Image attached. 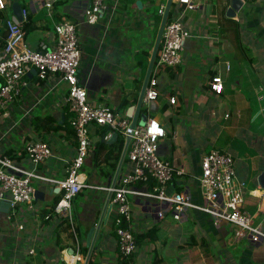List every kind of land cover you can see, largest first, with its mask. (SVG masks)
I'll use <instances>...</instances> for the list:
<instances>
[{
    "label": "crops",
    "instance_id": "1",
    "mask_svg": "<svg viewBox=\"0 0 264 264\" xmlns=\"http://www.w3.org/2000/svg\"><path fill=\"white\" fill-rule=\"evenodd\" d=\"M5 1L6 7L0 9L2 38L6 35L5 19L14 18L12 4L18 1L28 10L23 20L29 27L24 42L33 49H49L55 44L57 22L64 18L76 22L82 52L79 77L88 99L94 105L102 103L114 109L125 94L132 101L139 84L141 89L142 68L135 54L152 45L159 8L167 2L106 0L99 22L88 24L84 22L86 0H50V7L46 0ZM174 1V17L208 38H187L183 62L156 73L159 91L156 110L162 115L141 108V112L155 116L167 131L160 143V155L186 170L169 190L188 187L193 201L203 203L197 179L202 156L213 148L229 152L234 157L237 178L246 184L242 207L257 215V222L264 226V201L253 192L259 189L264 193L257 183V176L264 169V0L253 3L244 0L233 18L240 24L241 40L247 48L246 54L240 53L239 57L235 56L232 41L218 34L219 17L214 0H193L194 8ZM223 5L225 0L219 8ZM2 49L3 44L0 59ZM212 74L223 80L220 93L211 90ZM67 90L66 82L41 80L31 71L11 117L4 118L0 110V154L10 155L17 165L33 169L24 144L33 139L47 140L53 156L36 169L46 176L63 178L67 161L76 153V138L62 132L37 130L35 124L40 117L51 115L64 129L73 132L65 121L71 116L65 103ZM172 96L175 102L170 101ZM137 99L120 112L126 115V109L135 105ZM15 122L14 130H9ZM89 136V154L81 168L89 186L72 199L73 224L61 225L66 217L51 212L59 196L58 188L53 183L36 180L35 190L43 192L42 199L34 200L40 210L37 215L24 204L12 219H7L8 201L0 203V264H68L66 255L75 252V229L89 245L88 232L98 223L109 195L91 185H109L124 152L120 176L132 167L128 159L129 143L122 134L114 135L107 126L90 124ZM130 200L133 203L130 226L135 237L149 229L157 230L151 237L139 239L132 255L121 257L113 223L116 207L111 205L92 251L94 264H264V240L252 244L249 238L238 236L236 228L227 222L215 224L209 214L193 208L187 209L179 220L173 217L174 211L159 218L142 204L143 199L131 195ZM47 212L50 214L44 216Z\"/></svg>",
    "mask_w": 264,
    "mask_h": 264
},
{
    "label": "built area",
    "instance_id": "2",
    "mask_svg": "<svg viewBox=\"0 0 264 264\" xmlns=\"http://www.w3.org/2000/svg\"><path fill=\"white\" fill-rule=\"evenodd\" d=\"M188 8H194L193 0H176ZM51 6V1L46 0ZM6 7V1L0 0V9ZM106 0H90L84 9V22L96 24L102 17ZM165 4L159 8L163 15ZM28 10L22 8L23 20ZM5 44L0 59V110L4 118L11 117V111L22 90L29 82V74L35 70L41 80L64 81L68 85L65 99L71 113L66 117L77 141L76 153L67 161L66 175L53 178L40 173L36 168L53 156L51 145L47 140L33 139L24 144V151L29 162L35 167L25 168L17 165L7 154H0V201L7 200L9 212L7 219H12L24 204L36 215L40 211L34 205L36 180L53 183L59 196L53 204V212L65 216L73 224L72 199L85 187L89 186L82 177L81 168L89 154L91 139L89 125L107 126L114 133L124 137L130 136L128 159L131 169L123 173L116 184L93 186L110 193V203L116 207L114 229L118 236L119 255L128 257L138 246V240L131 230L132 203L130 196L143 199L142 204L163 218L167 212L174 211L173 217L181 219L189 208L209 214L215 224L227 222L236 228L240 237L249 238L252 244L264 240V226L257 222V215L243 209L246 184L236 175L234 157L231 153L216 148L206 152L200 162V174L197 176L203 203L193 201L188 187L169 190L174 180L185 174L180 166L160 155V143L167 136L162 123L153 115H148L145 122L132 126L131 116L106 106L92 104L88 92L79 77L81 48L78 38V24L64 18L54 26L55 44L49 49H33L24 42L28 30L23 21L5 19ZM204 38L208 36L200 31L191 30L175 17L167 20L157 54V67H177L184 60V42L187 38ZM2 36L0 34V40ZM211 90L223 91L224 84L220 76H214ZM158 77L151 75L146 87L143 102L148 103L158 98ZM175 102V98H170ZM16 122L9 130H14ZM5 135V134H3ZM252 192V190H251ZM264 201V193L253 189ZM19 225V228H22ZM82 255L76 241L74 253L67 254L65 261L76 264ZM73 258V259H71Z\"/></svg>",
    "mask_w": 264,
    "mask_h": 264
},
{
    "label": "trees",
    "instance_id": "3",
    "mask_svg": "<svg viewBox=\"0 0 264 264\" xmlns=\"http://www.w3.org/2000/svg\"><path fill=\"white\" fill-rule=\"evenodd\" d=\"M222 0H214L215 5H216V10L218 11V17H219V30H218V34L221 38H226L229 39L230 41H232L233 45H234V50H235V56L239 57V54H246L245 52H247V48L244 47L242 40H241V30H240V24L237 20L233 19V18H228L225 15V10H226V6L228 5L230 0H225V5H223L222 7L219 8V4L221 3ZM255 0H248L249 3H253ZM175 1L172 3L171 9H170V13H169V17L168 20H171L174 17V7H175ZM28 16V14H27ZM161 21V15L159 14L156 17L155 23H156V28H155V32L153 34V37L156 36L158 27H159V23ZM24 27L28 30V26L23 22ZM5 44V37L1 38L0 40V45ZM151 50H152V46L148 49H141L138 52H136L135 54V58L136 60L139 62L141 68H142V79L143 76L145 74L147 65H148V61H149V57L151 54ZM157 58H156V62L153 68V73L154 72H159L161 71L164 67L160 66L157 67ZM213 76H215V74H212ZM142 79L140 80V82L142 81ZM139 89H140V84L139 86H137V88L135 89V91L133 92V100L130 101V98L128 96V94H125L122 98V100L120 101V103L118 104V107L116 110L120 111L125 109L128 104L136 101L138 93H139ZM130 95V94H129ZM35 128L37 130H43L45 132H50V131H55V132H62L64 135H67V137H71L75 140V134L74 132H70V130H66L64 129L62 123L57 122L56 119L51 116H45V117H40V120L35 124ZM53 211V209H51V212ZM50 212L48 213H43V215H49ZM69 223L68 219H62L61 220V225H66ZM157 229H149L146 232L140 233L136 235L137 240L139 241V239H143L146 237H151L152 233L155 232ZM75 234L77 236V242L79 245V252L82 255L83 258L86 257L88 249H89V245L86 244L83 241V237L80 231H78L77 229H75ZM75 248H76V243L74 244ZM97 245H95L96 247ZM122 261H125L122 260ZM80 262V261H79ZM88 264H94V259H93V255L89 261Z\"/></svg>",
    "mask_w": 264,
    "mask_h": 264
},
{
    "label": "water",
    "instance_id": "4",
    "mask_svg": "<svg viewBox=\"0 0 264 264\" xmlns=\"http://www.w3.org/2000/svg\"><path fill=\"white\" fill-rule=\"evenodd\" d=\"M87 3H88V1L86 0V2H84L85 7H86ZM172 3H173V0H167V2L165 4V10H164V13L161 17V21H160V24H159V27L157 30V34H156L155 41H154V44H153V47L151 50V54H150L148 65L146 68V72H145V75L143 78V83H142L141 89L139 91L137 102L135 105H131L126 109V115L131 116V118H132V126H134L137 122L138 123L145 122V120L148 116V114L141 112V108L144 105L143 97H144L146 87L149 83L150 77H151L152 72H153V68H154V65L156 62L158 50H159V47L161 44L163 30H164L165 24L168 20ZM243 3H244V0H231L230 5L227 6L226 11H225L226 17L235 18L237 16V12L243 6ZM137 5L139 7L142 6L140 1H137ZM22 8L23 7L20 4V2H18V1L13 2V4H12V9H13V13H14L13 20L19 21V22L23 21ZM33 72H35V70H33ZM116 134H117V132L114 133V135H116ZM130 140H131V138H130V136H128L126 138L127 143H129ZM124 155H125V152H124L123 157L120 161L119 168L117 169L114 177L110 180L111 182H109V184L112 186H114L116 184V182L118 181V179L120 178L119 172H120V167H121ZM257 183H258L259 188L262 191H264V169L258 174ZM34 196H35L36 200L42 199L43 198V192L40 191L39 189H36L34 192ZM109 199H110V193L108 195L104 211L102 212L98 223L95 226H92L90 231L88 232L87 239L89 242V249H88V252H87V255L85 257L83 264L89 263L91 256H92V251H93L94 246H95L96 238H97L98 232L100 230V227L102 224H106V222H107L108 214H109V213H107V211L111 208V204H110ZM0 203H1V201H0Z\"/></svg>",
    "mask_w": 264,
    "mask_h": 264
},
{
    "label": "rangeland",
    "instance_id": "5",
    "mask_svg": "<svg viewBox=\"0 0 264 264\" xmlns=\"http://www.w3.org/2000/svg\"><path fill=\"white\" fill-rule=\"evenodd\" d=\"M136 4H137V1H136ZM214 4H215V2H214ZM159 15V14H158ZM154 41H155V39H153V41H152V47H153V44H154ZM150 46V47H151ZM154 73L152 72V75H153ZM155 74H156V72H155ZM158 106V101L157 100H154V101H151V102H148V103H144V105H143V108H148L149 110H154V112H156L155 114H153V115H157V116H161L162 115V112H159L158 110H156L157 107ZM151 112V111H150ZM209 151V150H208ZM207 151V152H208ZM132 203V202H131ZM133 204V203H132ZM84 258L83 257H81V259L79 260L80 262H81V264H83L84 263Z\"/></svg>",
    "mask_w": 264,
    "mask_h": 264
},
{
    "label": "clouds",
    "instance_id": "6",
    "mask_svg": "<svg viewBox=\"0 0 264 264\" xmlns=\"http://www.w3.org/2000/svg\"><path fill=\"white\" fill-rule=\"evenodd\" d=\"M79 261V260H78ZM78 261H77V263L76 264H78Z\"/></svg>",
    "mask_w": 264,
    "mask_h": 264
},
{
    "label": "bare ground",
    "instance_id": "7",
    "mask_svg": "<svg viewBox=\"0 0 264 264\" xmlns=\"http://www.w3.org/2000/svg\"><path fill=\"white\" fill-rule=\"evenodd\" d=\"M229 66V65H228Z\"/></svg>",
    "mask_w": 264,
    "mask_h": 264
}]
</instances>
